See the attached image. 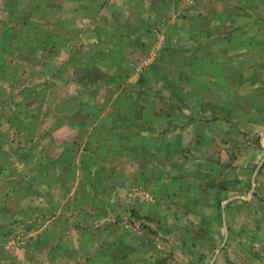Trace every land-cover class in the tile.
<instances>
[{
	"label": "crops",
	"instance_id": "0c3cea01",
	"mask_svg": "<svg viewBox=\"0 0 264 264\" xmlns=\"http://www.w3.org/2000/svg\"><path fill=\"white\" fill-rule=\"evenodd\" d=\"M202 1L213 14L223 4L228 7L213 17L216 23L226 19L231 29L226 49L264 50V0ZM36 2L5 11L15 26L5 34L0 58L5 67L0 71V99H5L0 107V232H21L8 236L0 263L159 264L149 255L155 253L150 242L162 244L131 229L141 223L155 227L158 210L167 236L176 237L173 242L185 257L190 247L198 258L206 257L200 249L215 237L206 240L197 232L211 220L223 222H216L225 228L217 240L225 245L229 215L220 220L218 212L227 207L231 189L204 187L196 179L190 183L187 172L146 168L160 162L153 124L139 117L153 109L139 107L137 94L118 92L111 85L113 73L101 69L116 62V51L122 54L119 46L106 50L98 43L103 32L97 26L109 29V13L101 8L113 7L115 0ZM204 34V29L197 32ZM182 139L166 138L167 156ZM113 161L124 168L104 165ZM115 195L121 198L117 202ZM190 227L196 229L190 232ZM258 239L264 245V238Z\"/></svg>",
	"mask_w": 264,
	"mask_h": 264
},
{
	"label": "rangeland",
	"instance_id": "374dc122",
	"mask_svg": "<svg viewBox=\"0 0 264 264\" xmlns=\"http://www.w3.org/2000/svg\"><path fill=\"white\" fill-rule=\"evenodd\" d=\"M36 1L39 0H0L3 60L5 34L15 26L5 11L25 9L28 4L36 6ZM115 2L113 7L106 3L101 8L109 13V29L97 26L98 33L103 32L98 43L106 50L119 46L122 54L116 51V62L101 65V69L113 73L111 85L118 92L137 94L139 107L153 109V113L139 117L153 124V142L160 162H151L146 168L160 173L187 172L190 183L196 179L204 187L231 189L227 207L218 212L220 220H224L225 213L229 215L228 241L223 246L218 242L225 228L217 225L219 220H211L205 231L197 232V237L206 240L215 237L214 242L204 241L200 249L206 256L203 260L191 247L188 258L177 249L173 242L176 237L167 236L169 229L160 220L163 212L159 210L155 227L141 223L140 228L131 229L162 244L159 247L150 242L155 253L149 255L157 257L159 264H214L216 258L215 264H264V245L258 242V238H264V50L242 51L238 45L236 50L226 49L231 29L224 24L226 19L217 23L213 20L228 9L225 4L213 14L212 7L202 0ZM77 25L86 26L82 20H77ZM202 29L207 34L197 35ZM15 55L16 51L12 58ZM4 68L0 60V71ZM0 77L4 79L3 74ZM4 101L0 99V107ZM170 110L174 113L167 116L165 112ZM170 123L177 128L168 131L173 128ZM166 138L175 142L183 138L182 146L173 147L169 156L164 152ZM169 158H173L172 162L165 161ZM104 165L113 171L124 168L118 161ZM215 168L216 172H210ZM120 199L116 195L112 198L114 202ZM111 218L116 220V216ZM194 229L190 227L189 231ZM19 232H0V250L10 245L8 236H19Z\"/></svg>",
	"mask_w": 264,
	"mask_h": 264
}]
</instances>
